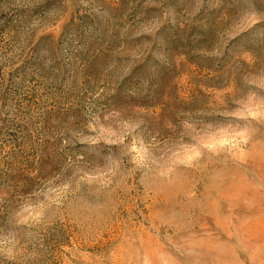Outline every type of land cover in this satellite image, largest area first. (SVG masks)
Returning <instances> with one entry per match:
<instances>
[{"label":"rangeland","instance_id":"374dc122","mask_svg":"<svg viewBox=\"0 0 264 264\" xmlns=\"http://www.w3.org/2000/svg\"><path fill=\"white\" fill-rule=\"evenodd\" d=\"M0 264H264V0H0Z\"/></svg>","mask_w":264,"mask_h":264}]
</instances>
